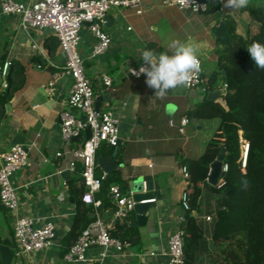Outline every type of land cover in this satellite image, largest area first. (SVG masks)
Instances as JSON below:
<instances>
[{
	"label": "crops",
	"instance_id": "1",
	"mask_svg": "<svg viewBox=\"0 0 264 264\" xmlns=\"http://www.w3.org/2000/svg\"><path fill=\"white\" fill-rule=\"evenodd\" d=\"M250 3L263 4L264 0H249ZM222 13L233 16L239 34L256 31V24L247 9H222V0L218 11L206 14L166 5L162 0H144L141 14L131 8L112 7L104 15L103 22L111 41L98 55L90 54L95 37L86 27L82 28L79 51L84 59L86 76L96 97L109 93L102 98L99 108L114 110L119 129L116 148L114 145L110 150V144L102 142L96 154L111 155L114 152L117 166L104 171L97 164L96 171L106 172L111 178L116 176V182L124 192H132L133 180L141 176L143 189L145 180H151L153 189L160 194L149 208L144 224L136 223L134 210L125 218H114L109 207H95L82 199L92 208L90 220L97 214L109 228L115 222H127L136 226L139 232L137 242L127 240L129 244L120 251L109 246L102 258L99 255L101 247L91 245L86 252L88 259L82 262L65 260L61 245V237L70 228L76 207L67 184L75 169L67 167L70 149L82 141L65 140L60 136V112L66 106L71 79L60 78L52 94L46 90L47 80L55 65L64 61V56L51 30L25 29L20 25L18 15L0 13V151L21 144L27 146L29 152L26 163L15 170L11 178L19 199L17 209L9 210L0 203V239L6 244L15 241L9 264H165L168 236L180 226L186 210L181 194L187 178L181 173V165L185 164L179 156L196 158L201 155L220 120L218 117H188V122L180 128V119L187 116L186 110L207 99L208 91L225 90V86L219 82L208 90L200 86L177 88L158 98L146 86L143 74L137 77L131 70L142 65V49L160 52L166 50L173 39L190 40L198 46L201 72L207 79L217 61L214 49L222 45L221 38L215 34ZM5 60L10 62L7 77L1 74ZM102 74L109 75L110 85L102 81ZM5 81L6 86L3 85ZM19 82V87L4 99V89L10 91ZM221 95L210 100H222ZM5 103H8L7 107ZM73 112L82 116L77 110ZM81 135L85 138L84 131ZM63 169H69V174L61 175ZM213 197L212 191L205 187L199 210L193 212L202 223L203 235L211 248H215L216 243L210 237V219L206 216L210 214L208 208L213 205ZM17 214L32 217L35 226L52 223L57 237L41 249L20 251L13 236ZM197 264L217 262L213 254L207 252Z\"/></svg>",
	"mask_w": 264,
	"mask_h": 264
},
{
	"label": "trees",
	"instance_id": "2",
	"mask_svg": "<svg viewBox=\"0 0 264 264\" xmlns=\"http://www.w3.org/2000/svg\"><path fill=\"white\" fill-rule=\"evenodd\" d=\"M206 1L209 11L219 10L218 0ZM245 9L256 24V31L246 35L236 31L233 16L227 13L220 16L226 26V37L221 41L222 45L214 49L217 61L204 85L208 90L219 82L225 84L222 100L203 99L185 111L187 117H218L220 120L201 155L196 158L179 156L188 170L185 191L189 207L180 224L184 230L183 264H197L207 252L213 254L217 264H264V70L256 69L246 50L253 41L264 44V3H250ZM8 75L9 69L5 77ZM20 84L10 91L4 89L2 97L8 99ZM243 142L248 144L244 167L241 166ZM221 144L225 147L227 170L221 178L222 184L212 185L206 180L209 163ZM109 146L110 150L114 148V145ZM81 170L82 164L77 162L73 175L67 179L76 207L71 226L61 237L62 253L91 219L89 211L92 208L81 198L85 190ZM96 174L100 173L96 171ZM116 181V176L111 178L106 173L100 189L94 194L101 199L100 208L109 207L112 213L115 203L110 197L109 186ZM205 187L214 194L213 205L208 211L210 237L216 243L215 248L209 246L202 223L193 214L199 210ZM108 231L131 243L139 240L137 227L127 222H115Z\"/></svg>",
	"mask_w": 264,
	"mask_h": 264
},
{
	"label": "built area",
	"instance_id": "3",
	"mask_svg": "<svg viewBox=\"0 0 264 264\" xmlns=\"http://www.w3.org/2000/svg\"><path fill=\"white\" fill-rule=\"evenodd\" d=\"M218 1L221 2V0ZM162 2L166 5H174L181 9L193 11L207 9L206 0H194V3L190 5H182L180 0H162ZM112 7L131 8L135 13L141 14L144 11V0H0V13L18 15L19 23L25 29L51 28L58 40L64 61L55 65V69L47 80L46 90L48 94H52L55 84L60 78L69 77L71 79L66 106L60 112V136L68 140L83 133L87 126L91 128L90 136L83 138L79 146L70 149L71 157L67 167L72 170L77 161L82 164L81 175L85 184L82 199L92 203L95 207L99 206L101 201L94 194L100 189L101 182L106 175V172L96 174V150L102 141L116 145L119 129L118 119L112 108H95L96 94L86 76L79 43L81 30L86 27L95 37V43L90 54L98 55L107 49L111 37L105 30L103 22L104 15ZM9 63L5 60L1 65L3 76L7 72ZM139 67L133 68L131 72L134 69L139 71ZM201 71L190 81L187 87L200 86L201 89L206 90L205 78ZM101 78L106 85L111 84L109 75L102 74ZM6 84V81L3 82L4 86ZM73 110H77L82 116L76 115ZM169 121L172 123L171 120ZM187 122L188 117L182 116L180 128ZM247 147V142H243L242 167L245 165ZM57 154L60 155L61 152L58 151ZM26 159L27 151L21 144H13L10 149L0 151V203L9 210H16L19 203L16 187L11 178L15 170L26 163ZM180 170L182 175L187 178L186 165H181ZM226 170L227 163L223 160L222 171L225 172ZM221 178L217 185L222 184ZM109 194L115 203L113 217L125 218L134 207L135 200L132 197V192H124L117 183H112L109 186ZM146 200H155V197L141 201ZM181 202L184 208L189 207L188 195L185 190L181 194ZM206 217L210 219L209 215ZM108 229L109 225L96 214L82 228L76 240L65 251L64 259L72 262L86 261L88 259L87 249L93 244L101 247L99 254L101 258L106 255L109 246L120 251L129 244L127 240L110 235ZM53 234L54 226L52 223L48 222L35 226L33 218L25 214H17L13 222V236L22 252H31L47 246ZM183 235L184 230L180 226L173 229L169 234L165 251L167 255L165 264H183Z\"/></svg>",
	"mask_w": 264,
	"mask_h": 264
},
{
	"label": "clouds",
	"instance_id": "4",
	"mask_svg": "<svg viewBox=\"0 0 264 264\" xmlns=\"http://www.w3.org/2000/svg\"><path fill=\"white\" fill-rule=\"evenodd\" d=\"M182 5H190L194 0H180ZM249 0H222V9L237 10L248 7ZM256 69L264 70V44L253 41L246 48ZM142 66L132 74L145 77V84L155 96L162 98L171 90L187 87L201 71L198 46L189 41L173 39L166 50L156 52L142 49Z\"/></svg>",
	"mask_w": 264,
	"mask_h": 264
},
{
	"label": "water",
	"instance_id": "5",
	"mask_svg": "<svg viewBox=\"0 0 264 264\" xmlns=\"http://www.w3.org/2000/svg\"><path fill=\"white\" fill-rule=\"evenodd\" d=\"M188 11L190 9H187ZM198 13H209V10H197ZM46 30H51V28H47ZM215 34L221 38L222 41L225 40L226 37V26L224 21H221L216 29ZM225 92L224 88H218L214 90L208 91L206 98L214 99L219 97L221 94ZM109 93L104 95H99L95 99V108L98 109L101 104V100L103 97H107ZM5 106H8V103H5ZM85 138L89 137L91 134V128L87 126L84 130ZM76 141L82 140V135L79 134L73 137ZM118 144V141L116 145ZM115 145V148H116ZM27 151V156L29 154L28 147L24 146ZM114 152L111 155H96V163L104 170L109 171L112 168L116 167L117 164L114 162ZM225 155V147L221 144L216 152V155L212 161L209 163V170L207 173V181L212 185H216L219 182V179L224 175V171H222V163ZM69 169H63L60 174L67 175L69 174ZM133 186L131 188L132 197L135 200L133 210L136 214V223L144 224L146 222L147 216L149 214V208L154 204L155 200H146L141 201L142 199H149L155 197V199L160 197L159 191L153 189V185L151 180H145V189H143V178L141 176L137 177L133 180ZM57 230L54 228V234L51 237V241H53L57 237ZM212 244V242H211ZM15 248V241H12L10 244L3 243L0 239V263L1 264H9L11 261V250Z\"/></svg>",
	"mask_w": 264,
	"mask_h": 264
}]
</instances>
